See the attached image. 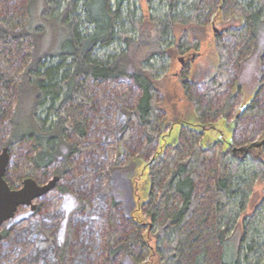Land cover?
<instances>
[{"label":"trees","instance_id":"obj_1","mask_svg":"<svg viewBox=\"0 0 264 264\" xmlns=\"http://www.w3.org/2000/svg\"><path fill=\"white\" fill-rule=\"evenodd\" d=\"M204 1L197 0L186 6L181 0H167L168 11L162 16H140L136 0H31L36 21L20 23L22 26L18 28L6 18H0V41L19 42L20 46L30 38L33 43L31 62L22 75L11 76L10 73L7 76L0 66V82L9 86L13 81L20 86L7 144L14 147L28 139L34 140L38 152L32 159L36 167L44 173L55 168V174L60 179L65 178L74 165V156L84 149L81 145L88 138L89 131L87 117L76 118L73 122L69 120V104L77 101L92 104L93 96L84 90L89 80L101 84L122 78L132 81L141 93L133 107L127 103L126 95L120 98L125 119L121 135L128 138L132 125L137 124L148 138V146L159 143L161 131L157 127L161 111L156 108L157 72L152 61L168 56V40L176 25L206 26ZM252 3L253 0H248V10L236 1V10L245 19V25L233 32L238 40H241L245 28L251 31L252 39H257L264 25V0L259 2L258 9L249 7ZM115 44H119V49L110 51ZM218 50L221 58L219 71L208 82V89L202 95L198 94V86L191 80L183 82L186 91L193 94L191 99L200 122L205 121V111L209 107L203 104L204 99L212 101L217 93L234 84L232 61L240 59L243 53L220 35ZM261 65L262 84L254 100L243 111L246 117L264 116L261 97L264 53ZM25 95L33 101L28 114L22 110ZM236 98L237 95H230L227 99L225 116ZM45 104L47 114L43 118L39 107ZM5 111L0 101V119L4 118ZM235 126L237 130L241 129L239 119ZM189 130L197 138L203 136L202 131ZM186 134L182 132L180 138ZM74 135L78 138L74 139ZM234 141L238 142L239 138L235 137ZM248 141L251 140L240 142L242 147L231 146L222 150L220 173L214 177L212 194L207 198L199 184L207 169V160L216 158L215 144L208 147L200 144L184 155L179 148H183L182 143L178 142L150 164L147 214L153 224L162 219L156 225V237L160 242L156 252L162 264H175L176 261L184 264L185 259H188L187 264H210L209 243L204 242L210 221H213L221 264H264V201L251 216L244 218L241 226L238 225L254 180L264 178V138L259 145ZM95 146L98 145L86 144V148ZM58 187L65 203L57 210L61 220L56 225L44 224L40 209L25 215L30 222L28 231L32 244L26 257L36 264H46L48 259L58 264H82L90 236L94 232L98 236L95 223H99V218L91 209L93 201L79 190L66 181ZM100 198L104 203L102 195ZM120 205L116 197L108 207L110 230L105 264H139L134 247L143 240L136 233L120 238L123 235L119 230ZM18 221L16 217L6 226L0 250L11 240ZM233 239L237 241L233 244V256L228 258Z\"/></svg>","mask_w":264,"mask_h":264},{"label":"rangeland","instance_id":"obj_2","mask_svg":"<svg viewBox=\"0 0 264 264\" xmlns=\"http://www.w3.org/2000/svg\"><path fill=\"white\" fill-rule=\"evenodd\" d=\"M181 1L186 2L187 6L197 0ZM236 1L250 10L248 0H205L203 14L206 26L191 23L176 25L168 40L170 45L168 56L163 59L154 58L152 61L157 72L156 108L161 111L157 127L161 135L159 143L153 147L148 146V138L137 124L132 125L128 138L121 135L125 119L121 112L120 98L126 95L127 103L133 107L141 93L132 81L122 78L107 80L101 84H95L93 80L86 82L84 90L93 96L92 104L77 101L76 104L71 103L68 106L70 121L88 118V138L81 145L84 149L74 156V165L66 177L61 178L48 193L33 201L35 208L20 206L15 216L0 226L2 243L4 230L10 220L16 217L19 219L11 240L0 250V264H36V261L31 262L26 257L32 244L28 231L30 222L25 215L40 209L41 221L46 225H56L61 220L57 210L65 203L58 184L64 181L93 201L91 209L99 218L97 220L99 223H95L98 236L96 232L90 236L86 253L82 256L84 259L82 264H105L106 242L110 230L107 223L108 207L116 197L121 202L118 218L119 230L123 235L120 238H128L132 233L138 234L143 240L134 247L139 264H162L156 252L158 243L160 244L156 237L158 230L156 225L162 219L153 224L147 214L151 189L150 164L178 142L182 143L183 148H179L184 155L190 154L200 144L205 147L215 144L216 158L213 161L207 160V169L203 172L199 184V189L205 192L207 198L212 194L214 177L220 173L219 158L222 150L231 146L242 147L243 144L240 142L247 140H251L248 143L258 144L264 138V116L255 118L243 114L245 108L256 97L263 80L261 61L264 53V25L261 26L257 39H252L251 31L245 28L242 30L241 40H238L233 32L245 25V19L236 10ZM259 2L261 0H253L252 6L249 7L256 6L258 9ZM136 4L140 16L143 14L162 16L168 11L167 0H136ZM0 18H6L21 28L20 23L36 21V10L31 8V0H0ZM218 35L243 53L240 59L236 61L235 58L232 61L234 84L217 93L212 101L204 99L203 104L209 107L205 111V121L200 122L196 105L191 99L193 94L186 91L183 82L191 80L198 86L199 95L208 89V82L216 76L220 66ZM119 47V44H115L110 51L118 50ZM32 49L33 43L30 38L25 39L20 46L19 42L0 41V66L4 68L7 76H10V73L11 76L23 74L31 62ZM47 59L52 60L50 57ZM19 88L18 82H9V86L4 81L0 82V101L6 110L4 118L0 119V153L4 147L10 149L6 179L14 189L22 187L23 181L29 177L44 184L56 175L55 168L44 173V170L36 167L32 159L38 152L34 140L28 139L22 145L14 147L7 144L11 134L10 120L20 97ZM230 95H237V98L225 116V105ZM261 97L264 104V88ZM32 104V98L23 96L22 110H25L26 114L29 113ZM46 106L47 104L39 107V114L43 118L47 114ZM237 119L242 124L238 130L235 128ZM189 129L202 131L203 136L197 138ZM255 130L256 135L249 137ZM182 132H186L187 136L181 139ZM235 137L239 138L238 142L234 141ZM76 138L78 137L74 135V139ZM86 144L98 146L86 148ZM101 195L104 203L101 202ZM262 201L264 178L254 180L245 209L239 215V226L243 224L245 217L254 213ZM207 203L204 202L205 206ZM234 207L237 212L238 202ZM209 224L206 225L204 234V242L209 243L208 260L210 264H221L213 221ZM260 226H263V222ZM236 241L232 240L228 258L233 256L235 247L233 244H236ZM186 261L184 264H187ZM46 264L58 262L48 259ZM175 264H178L177 261Z\"/></svg>","mask_w":264,"mask_h":264},{"label":"water","instance_id":"obj_3","mask_svg":"<svg viewBox=\"0 0 264 264\" xmlns=\"http://www.w3.org/2000/svg\"><path fill=\"white\" fill-rule=\"evenodd\" d=\"M9 161L10 149L4 147L0 153V226L13 218L20 206L35 208L33 201L48 193L60 180V176L55 175L48 182L39 184L34 178L29 177L23 181L22 187L14 189L6 179Z\"/></svg>","mask_w":264,"mask_h":264},{"label":"flooded vegetation","instance_id":"obj_4","mask_svg":"<svg viewBox=\"0 0 264 264\" xmlns=\"http://www.w3.org/2000/svg\"><path fill=\"white\" fill-rule=\"evenodd\" d=\"M8 181V180H7ZM37 181V180H36ZM38 182V181H37ZM39 184H41L40 182H38ZM10 184V183H9ZM43 184V183H42ZM11 185V184H10ZM11 187L13 188V186L11 185ZM41 198V197H40Z\"/></svg>","mask_w":264,"mask_h":264},{"label":"bare ground","instance_id":"obj_5","mask_svg":"<svg viewBox=\"0 0 264 264\" xmlns=\"http://www.w3.org/2000/svg\"><path fill=\"white\" fill-rule=\"evenodd\" d=\"M29 207H31V206H29Z\"/></svg>","mask_w":264,"mask_h":264}]
</instances>
